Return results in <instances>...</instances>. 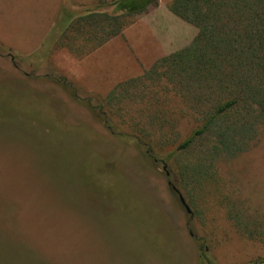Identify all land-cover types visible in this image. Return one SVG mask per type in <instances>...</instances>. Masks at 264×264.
I'll return each instance as SVG.
<instances>
[{"label":"rangeland","instance_id":"rangeland-1","mask_svg":"<svg viewBox=\"0 0 264 264\" xmlns=\"http://www.w3.org/2000/svg\"><path fill=\"white\" fill-rule=\"evenodd\" d=\"M16 1H0V37L14 47L0 40V264H264V122L248 149L181 183L178 164L196 165L197 149L169 167L115 137L93 108L139 71L121 37L105 54L77 58L50 24L33 52L42 0L30 9ZM60 1L110 11L114 0ZM169 1L146 10L156 8L150 20L164 28L165 52L197 33L166 15ZM139 17L124 29L132 39ZM152 44L136 48L149 59ZM173 118L182 137L190 132L188 117Z\"/></svg>","mask_w":264,"mask_h":264},{"label":"trees","instance_id":"trees-1","mask_svg":"<svg viewBox=\"0 0 264 264\" xmlns=\"http://www.w3.org/2000/svg\"><path fill=\"white\" fill-rule=\"evenodd\" d=\"M157 2L114 0L110 11L62 3L50 32L59 48L81 58ZM167 6L196 35L140 75L117 82L93 108L115 137L169 167L197 149L196 165L178 164L175 171L181 183L194 182L203 163L248 149L264 122V0H170ZM140 109L122 120L111 115ZM173 114L189 118L192 128L183 137Z\"/></svg>","mask_w":264,"mask_h":264},{"label":"crops","instance_id":"crops-1","mask_svg":"<svg viewBox=\"0 0 264 264\" xmlns=\"http://www.w3.org/2000/svg\"><path fill=\"white\" fill-rule=\"evenodd\" d=\"M0 1L3 2L4 0H0ZM16 4L17 5H19V4L20 5H24V6H26L29 9L31 8L30 6L32 5L31 0H17ZM61 5L62 4H61L60 0H42V6L44 7V11L42 10L40 25H38V28L36 29L37 30V36L35 38H33V37L31 38L30 43L31 42L32 43H31V45H30L28 50H31V51L34 52L35 48L37 47L36 43L38 45V43L42 39L44 33H46L48 31V25H50V24L54 25V23L56 21L57 14H58V12L60 10ZM162 6H163L162 10L166 13V15H170V13L173 14L168 9V6H166V5H162ZM155 10H156V8H154V10H152V11L148 10L146 13L141 14L140 17L138 18V22H137L136 26L138 25V27H137L138 30L139 31L141 30L140 36L138 35L139 37L132 39L133 36L129 32H125V30H123L122 36L120 34V35H117V36L113 37L112 39H110L109 41L104 43L102 46L96 48L95 50H93L92 52H90L87 55H90V54L92 55V53H94V56H98V55L107 53V50H109L110 45H113L111 43H113V41L118 39V37H121L120 39H122V40H118L119 43L122 42L123 45L126 47V49L127 50L129 49V51L131 52V54H130L131 58H132V60H133V62L135 64L136 68H138V70H139V71H136L135 73H132L130 76L133 77V75H135V76L140 75L144 71V69L150 67V65L157 58L173 52V51L165 52V51H163L160 48V45H161V42H162V36H163L162 34H163V31H164V28H163V26L160 25V23H154L153 21L150 20V18H152L151 15H152V13ZM173 15H175V14H173ZM52 18H53V20H52ZM54 18H55V21H54ZM51 20L53 21V23L51 22ZM51 29H52V27H51ZM147 35L149 36L148 38H150V37L152 38L150 41H148V42L139 41L138 42L139 38L140 39L144 38ZM2 39H4V37H0L1 41H3ZM153 41H154V43L156 44V47H157V48L155 47L156 50H157L156 51V55H154L152 58L146 59L143 55L139 54V49L136 48V45L141 44V45L144 46V43H146V45H148V48H152L153 47V44H152ZM7 42H9V41H7ZM7 42L5 43L3 41V43L8 45L10 48H14V47L10 46V44H9L10 42L9 43H7ZM145 48H147V47L145 46ZM149 53L150 52H148V54ZM151 54H152V52L150 53V55ZM87 55H85V56H87ZM85 56H83V57H85ZM123 63H125V62H123ZM136 74H138V75H136Z\"/></svg>","mask_w":264,"mask_h":264},{"label":"water","instance_id":"water-1","mask_svg":"<svg viewBox=\"0 0 264 264\" xmlns=\"http://www.w3.org/2000/svg\"><path fill=\"white\" fill-rule=\"evenodd\" d=\"M173 189L177 192V194H178V196H179V200H180V202L183 204V206L185 207V209H186L188 212H190V208H189L188 205L186 204L184 197L179 193L178 189H176L174 186H173Z\"/></svg>","mask_w":264,"mask_h":264}]
</instances>
